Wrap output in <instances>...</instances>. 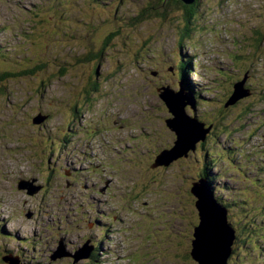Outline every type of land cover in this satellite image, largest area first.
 Instances as JSON below:
<instances>
[{
  "label": "rangeland",
  "instance_id": "1",
  "mask_svg": "<svg viewBox=\"0 0 264 264\" xmlns=\"http://www.w3.org/2000/svg\"><path fill=\"white\" fill-rule=\"evenodd\" d=\"M137 1L0 0V73L13 75L0 81V210L7 217L0 216V264H188L184 253L199 223L191 188L204 168L221 204H230L228 222L241 223L229 264H264V171L258 172L264 153L254 156L264 151V0H199L192 37L181 45L179 18L127 30L129 17L146 10ZM171 12L181 14L176 7ZM29 14L43 25L28 23ZM109 32L117 35L107 43ZM89 47L98 58L84 69L98 71L101 88L90 97V112L71 125L68 109L84 90L77 86L79 64ZM37 53L58 60L55 69L18 76ZM67 61L62 66L73 71L60 74L58 65ZM180 95L186 101L194 95L189 116L209 126L221 118L225 128L214 143L152 168L175 147L164 103ZM99 113L103 142L80 141V131L71 130L96 122ZM81 150L94 171L65 163L70 154L82 158ZM42 152H49L54 171ZM65 168L75 177L66 172L65 178ZM249 224L255 237L245 242L242 227ZM201 254L205 264L213 262L208 255L219 256Z\"/></svg>",
  "mask_w": 264,
  "mask_h": 264
},
{
  "label": "trees",
  "instance_id": "2",
  "mask_svg": "<svg viewBox=\"0 0 264 264\" xmlns=\"http://www.w3.org/2000/svg\"><path fill=\"white\" fill-rule=\"evenodd\" d=\"M144 1L145 0H140V1H137V3H142V2L145 3V9L146 10L140 11V13H138V15L135 14L134 16H130L129 17L130 21L127 22L128 23L127 24L128 27L126 28L127 30H129V29L132 30L134 28L136 33H138L139 29L143 27L142 25H144L146 23L145 21L149 20V19L153 20V21H155V20L167 21V20H170V17L171 18H175V19L179 18L178 22H183V24L180 25L181 26V31H180V35H179V38H178V40H179L178 44L181 45V44L184 43L183 41H189L191 39V37H192L191 34L194 31V29H193L194 27H190V24H191L192 20L196 19L195 18V12H196L197 3H198L199 0H195L194 4H188V5L183 3L180 0H146L145 2ZM153 4H155V5H153ZM173 7L179 8L181 10V14L178 15V16L174 15V13L171 12ZM141 9L142 8H140V10ZM113 10H114V8L112 9V11ZM104 16H106V15L103 14V13L99 14V17H104ZM28 23H30L31 25L32 24L36 25L38 23L36 25V27H39V26L43 25L40 22H38L35 19H33L30 14H29ZM36 32H38V31H36ZM122 32H123V29H121V33ZM42 33H45V32H42ZM115 35H117V33L109 32L108 36H107V43H109L111 38L113 36H115ZM42 37L43 38L47 37L46 41H49V40H52L51 38L53 36L52 35L49 36L48 33H45V34L42 35ZM261 37L262 36H260L259 38H261ZM30 38L32 39V37H30ZM107 43L104 42L102 45H105ZM257 50H258V48H256V51ZM86 51H87V55H86L85 59H83V57L80 59V60H83V62L79 64V66L82 67V68H81L80 75H79L80 78L78 79L79 85H77V86H82V88H84V90L80 93V96L78 97L79 99L77 98L78 100H75L74 103H72L70 105V107H69V111L73 115L72 117H75L76 114L81 112L83 106L89 105V103L92 102L90 97L91 96L95 97L94 95H96L100 91V88H101V83H100V87H98L99 80H102V78L98 74V71L97 70L95 71V68L87 69V71H85V69H84V68H88V66H92V65H88V63L91 64V62H86V60L87 61H92V60H94V58L97 59L98 57L95 56L96 54H94V52L92 53V49L90 47L86 48ZM255 54H256V56H259V52H256ZM63 56L66 57L65 53H63ZM67 57H68V55H67ZM57 61L58 60H55V59H52V61H50V60L45 61L44 56L41 53H37L36 54V59H34V61L31 63L29 69L27 71H25V72H22V74H19L18 76H29V75L37 76L36 74L38 72H41V71L42 72L40 74H42V76H43L46 72L50 71L51 68L55 69V66L53 65V67H52V64H57ZM62 62L60 63V65H58L59 70H60V74L65 73V71H67V70L70 71V69L73 68V67H65V66L63 67L62 66L65 63H69V61L64 62V63H62ZM189 63L191 64V62H189ZM57 70H58V68H57ZM72 71H73V69H72ZM82 71H84V73H82ZM40 74H38V75H40ZM181 75H182V73L180 74V76ZM10 76H13V75L6 74L5 71L1 72L0 73V81H3L5 78L10 77ZM77 103L79 104L78 106H77ZM223 108H227V107H225L223 105ZM219 120H220V122L222 121L221 124H220V122H219V124H216V122H215L214 127H217L218 130H221L222 128H225V127L223 125V120H221V118ZM206 125H209V124H206ZM214 136H217V133H216V130H214V128L212 127L210 132L205 136V139L202 142H200V143L205 144V143H207L209 141L208 139H214L215 138ZM55 143H51L50 144L51 145V147H50L51 149L55 146ZM37 146H38V144H37ZM44 146H46V144H44ZM46 149L49 150L48 148H46ZM56 149L58 150V147H56ZM56 149H55V147L53 148L54 151ZM39 152H38V154H39ZM52 152L53 151H50V154H52ZM48 153L42 152V154H44V158H45L47 166L50 167V170L54 171L55 168H53V164L51 163L52 157H50V154H48ZM40 158H43V157H40ZM39 167H41L44 171H46L44 166H43V164H40ZM204 170H205V171H203L204 175L200 176L199 173L196 175V180L197 181H202V180L207 179V181L209 182L211 180L210 178H208V173L206 171V168H204ZM46 172L49 173V171H46ZM138 186H139L138 189H140L141 186L139 184H138ZM209 186H210V192H212V193L215 192V189L213 188V185L209 184ZM134 188H137V185H135ZM132 193H133V191H132ZM214 199H215V201L217 200L221 204V202H222L221 199H218V197H214ZM221 205H222V207H224L226 209L230 206L229 203L221 204ZM226 211L228 212V210H226ZM238 211H240V210H238ZM227 221H229V219H227ZM231 223L233 224V227H234V230H235V234H234L235 238H234V241H233V243L235 245V242L237 243L238 242V238H239V237H237V234H236V232L239 231L237 228L239 227V225H241V223L239 222V225L236 222L233 223V221ZM231 223L229 224V226L231 225ZM249 227H250V224L247 225V226L242 227L243 230L246 229V231L242 230V233L245 235V238H246L245 242L248 240L249 235L251 236V234H252L251 232H248V230H251ZM253 237L254 236H251V238H253ZM239 239H241V238H239ZM234 245H233V247L236 246L235 248H237V246H239L240 244H237L235 246ZM233 251L230 253V256L228 258L229 261L233 259ZM184 254H185L184 258L186 259V261H188V264H192L193 260L191 258L190 251H187V253H184Z\"/></svg>",
  "mask_w": 264,
  "mask_h": 264
},
{
  "label": "water",
  "instance_id": "3",
  "mask_svg": "<svg viewBox=\"0 0 264 264\" xmlns=\"http://www.w3.org/2000/svg\"><path fill=\"white\" fill-rule=\"evenodd\" d=\"M185 4H190L192 0H180ZM190 94V93H188ZM176 98H178L177 100H175V102L172 100L170 101L169 98H167L165 100V106L169 109L170 113L172 114V118L166 120V125L169 126V128L175 133L177 139L175 142V147L173 148V150L169 151H165L168 154L170 159H167L165 162H162V160L164 158H166L167 155H160L159 157L156 158L154 165L152 166H167L169 163H172L176 158L181 157L182 154H180V148L181 146H184L185 143L187 144V147L189 146V148L187 149V147H183L182 149L185 150L186 154L189 151H194L195 145L199 142H202L205 139V136L210 132L211 130V126H208L207 128H204V124L198 122L195 119H188L186 116L180 115V113L182 112L183 109V105L185 103V99L182 95H180V97L176 96ZM236 98V97H234ZM177 103H181V110L178 109V107L176 106ZM177 107V108H176ZM34 124L39 122L36 121L35 119L33 120ZM190 125V132L188 133L190 136H192V138H190L188 135H186L184 132H188L189 130L186 129V124ZM178 146L180 148H178ZM164 153V152H163ZM168 157V158H169ZM205 184L206 181L202 180L200 181L199 185H193L191 188V193L193 194V196L196 194L197 195V203L195 202V207L198 211V216H199V226L196 227V231H194V238L195 240L191 243V258L193 261H197L199 263L197 264H205V260L201 254V251H203L204 249L208 248H204L205 246H207V243L212 240L213 238H215L213 236V234H211L209 232L210 226H209V222H211L212 220H214V214L219 212V207H217L216 202L214 203H206L204 202L203 198L201 197L200 193L198 192V187H201L202 184ZM210 192V191H209ZM209 197L212 198V194L208 193ZM200 200V202H199ZM222 210V209H221ZM215 227V226H214ZM216 228L218 229V238H225V240L228 238L227 234H229V228L228 226L225 225L224 219L219 217V227ZM233 239V236H232ZM203 241H206V245H203ZM230 241L229 239L226 240V243ZM201 247L202 250H201ZM197 250L198 252L201 254L200 256L197 255ZM212 252L211 254H219V253H223L224 255L220 258H212L208 255L209 260L213 261L211 262V264H226L227 262V256L230 254L228 253L225 257V254L228 252L226 251L224 248H211ZM223 250V251H222ZM80 253H77V256H74L73 258H78L80 256ZM209 264V263H208Z\"/></svg>",
  "mask_w": 264,
  "mask_h": 264
},
{
  "label": "bare ground",
  "instance_id": "4",
  "mask_svg": "<svg viewBox=\"0 0 264 264\" xmlns=\"http://www.w3.org/2000/svg\"><path fill=\"white\" fill-rule=\"evenodd\" d=\"M185 39V38H184ZM244 76V75H243ZM242 76V77H243ZM248 76H250V75H248ZM232 79V78H231ZM43 81V80H42ZM42 84V83H41ZM235 88L237 89V86H235ZM237 91V90H236ZM190 93V92H189ZM231 101V100H230ZM191 102V103H190ZM195 102H196V100H195V98H194V95H193V97H190V99H188L187 101H185V103H184V105H183V109H182V112L180 113V115H183V116H186L189 120L190 119H195L196 120V117H194V116H189L188 114H187V112H186V107H189L190 108V110H191V112H193L194 111V109H195V107H196V104H195ZM190 105V106H189ZM181 110V109H180ZM171 114V113H170ZM172 115V114H171ZM186 126L188 127V129L187 130H189L190 129V125L187 123L186 124ZM190 132V130L188 131V132H184L186 135H188L190 138H192V136H190L188 133ZM244 135V134H243ZM185 147H187V144L185 143V145H184ZM184 146H181V148L178 146V148H180V154H182V156L184 157V156H187V154H186V152H185V150L184 149H182ZM177 159V158H176ZM210 191V186H209V184L206 182L205 184L203 183L202 184V186L201 187H198V192L200 193V195H201V197L203 198V200H204V202H206V203H214V202H216V205H217V207H219V212L218 213H215L214 214V220H212L211 222H209L208 224H209V226H210V228L211 229H209V232L211 233V234H213V236L215 237V238H213L212 240H210L208 243H207V246H205L204 248H208V251L211 253L212 252V250H211V248H218V247H220V248H224L226 251H228L226 254H225V257H226V255L228 254V253H231L232 252V250H231V247H232V243H233V241H234V234H235V230H234V228L230 225L229 226V222L227 221V209L226 208H224V207H222L219 203H217V201H215V199H214V197L212 196V198L211 197H209V194L208 193H211L212 194V192H209ZM197 201H198V199H197ZM197 201H196V203H197ZM199 202H200V200H199ZM195 209H196V207H195ZM197 209H198V207H197ZM197 209H196V211H197ZM222 209V210H221ZM197 216H198V211H197ZM219 217L220 218H223L224 219V222H225V225L226 226H228V227H230L229 228V234H227V239L226 240H228L229 239V241H230V244H229V242H227L226 243V240H225V238H218V229L216 228V225H217V227H219ZM198 219H199V216H198ZM200 222V221H199ZM199 224L200 223H198V225H197V227L199 226ZM215 226V227H214ZM194 231H196V229L194 228V230H193V235H192V241H191V243L195 240V238H194ZM8 235H10V234H8ZM232 236H233V239H232ZM10 237H12L11 235H10ZM16 238V237H15ZM203 245H206V241H203ZM223 251V250H222ZM197 255L198 256H200L201 254L198 252V250H197ZM224 254L223 253H219V256H218V258H220V257H222ZM229 256L230 255H228L227 256V260H228V258H229Z\"/></svg>",
  "mask_w": 264,
  "mask_h": 264
},
{
  "label": "flooded vegetation",
  "instance_id": "5",
  "mask_svg": "<svg viewBox=\"0 0 264 264\" xmlns=\"http://www.w3.org/2000/svg\"><path fill=\"white\" fill-rule=\"evenodd\" d=\"M137 63H139L138 61H137ZM181 70V69H180ZM169 73H171V74H173V75H175V69H174V67H172V69L169 71ZM157 74L158 73H155L154 74V76H157ZM160 75V74H159ZM161 76V75H160ZM159 76V77H160ZM88 107H86V106H83L82 107V110H81V112H79L78 114H76V116L75 117H72L73 115L70 113V124L71 125H73L75 122H76V120L78 119V118H80V116L81 115H85V114H87V113H89L90 112V108H89V106H90V103H89V105H87ZM86 107V108H85ZM68 111H69V109H68ZM84 111V112H83ZM70 112V111H69ZM98 114H96V117H97V119H96V122H92L91 124H88L90 121H87L88 123V125L85 127V128H82L81 127V130H71L72 132H77V133H79V131H80V133H81V139H80V141H84L85 139L86 140H90L91 138L93 139L94 137H97V145H99L100 144V142H103V140H104V138H103V136L104 135H99V132H101L102 130L101 129H103L102 127L101 128H98L97 126L99 125H101V126H103V120L101 119L102 117H101V113H99V115L97 116ZM98 125H97V124ZM70 125V126H71ZM115 126H117L116 124H115ZM206 126H209V125H206ZM212 127L214 128V130H216V133L218 132V129H217V127H214V124L212 125ZM113 128L114 129H116V130H118L120 127L119 126H117L116 128L113 126ZM60 131V130H59ZM71 131H69V132H71ZM68 131H66V137H68V133H67ZM86 132H88L89 133V135H87L86 134ZM101 138L100 140L98 139V138ZM215 138L214 139H210V140H212V142L214 143V141L218 138V135L217 136H214ZM64 140H65V138L63 137L62 139H58L57 140V144H59L60 145V148H61V146H62V144H63V142H64ZM209 140V139H208ZM85 143H86V145H89L90 144V142H88V141H85ZM102 153H104V151H102V150H100ZM103 155V154H102ZM62 211H64V210H62ZM228 215H229V213H228ZM231 220V219H230ZM3 221V220H2ZM92 225V224H91ZM6 235V234H5ZM10 236V235H9ZM45 253V252H44Z\"/></svg>",
  "mask_w": 264,
  "mask_h": 264
}]
</instances>
